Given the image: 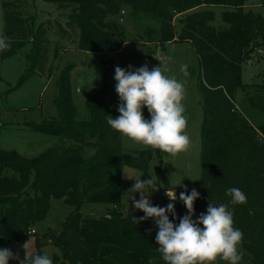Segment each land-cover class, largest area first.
<instances>
[{
  "label": "trees",
  "instance_id": "trees-1",
  "mask_svg": "<svg viewBox=\"0 0 264 264\" xmlns=\"http://www.w3.org/2000/svg\"><path fill=\"white\" fill-rule=\"evenodd\" d=\"M44 1L63 12L60 18L34 26L32 0H1L3 34L10 48L0 52V58L11 57L31 40L25 57L33 71L44 73L50 34L80 50L117 52L130 39L118 23L124 9L136 26L143 25L144 42L178 41L192 46L197 69L188 73L197 79L202 110L201 190L193 219L206 212L209 202L226 205L233 226L243 233L241 262L264 264V124L253 126L235 108V92L240 89L247 104L264 115V78L252 84L242 80L243 64L257 50L264 51L263 16L249 8L248 0ZM214 8L220 9L224 26L213 24ZM102 61L100 85L85 94V119L76 118L71 68H67L58 77L53 98L57 118L25 123L30 130L56 135L59 143L32 157L0 148V247L23 241L31 230L35 235L33 226L45 218L51 198L72 207L58 230L48 228L41 237L35 236L34 253L25 257L19 250L25 264L31 256L40 255V247L48 242L60 252L51 256L53 264H165L156 251L154 221L139 220L144 215L140 210H121L120 175L124 167L148 172L150 160H160L167 153L149 146L123 150L122 135L106 122L107 115H119L104 102L112 86L107 72L113 58ZM232 187L246 194L247 203H231L227 190ZM185 188L190 191L186 186L175 187L177 197ZM165 192L164 206L170 202ZM84 202L109 203L113 208L86 215L80 211ZM174 203L178 223L187 210L179 200Z\"/></svg>",
  "mask_w": 264,
  "mask_h": 264
},
{
  "label": "rangeland",
  "instance_id": "rangeland-1",
  "mask_svg": "<svg viewBox=\"0 0 264 264\" xmlns=\"http://www.w3.org/2000/svg\"><path fill=\"white\" fill-rule=\"evenodd\" d=\"M35 7L34 26L51 18H60L63 11L44 0H32ZM248 6L253 11L260 13L264 18V5L261 0H248ZM215 18L213 24L224 26L220 17V9L214 8ZM122 18L118 20L126 31L128 41L122 48L114 53H95L80 50L55 34L49 35L50 49L44 73L33 71L31 63L25 57L32 47V41H27L22 48L11 57L0 58V148L16 150L25 157H32L48 147L59 143V138L50 133L33 131L25 126L27 122H40L56 119L57 111L53 104V98L57 91V80L64 69H70V86L72 100L75 106L76 118L79 120L87 117L84 104L85 94L88 90L100 85L103 76L104 63L102 60L113 58L107 72V81L111 83V89L107 92L104 102L108 109L117 110L119 98L115 92L114 70L116 66L127 68L129 65L139 68L147 64L151 70L160 64L167 70L166 75L175 76L183 83L185 88V113L187 126L185 131L190 137V145L187 151L175 156L166 154L160 160H150L148 172H143L129 167H124L120 175V207L123 213L134 211L131 202V192L134 180L127 176L154 180L153 191L150 199L164 206L163 192L169 187L186 186L190 190L195 188L199 193L200 186V124L201 104L197 79L185 77L180 72V65L187 64L188 70L196 73L197 55L192 46L187 42H144L143 28L127 18V10L121 12ZM177 19V18H176ZM148 21L144 20V24ZM175 28L179 25L175 22ZM0 36L3 34V20L0 0ZM5 37V36H4ZM30 75L20 80L23 74ZM264 78V51L257 50L249 61L243 64L242 80L246 84L260 83ZM236 110L242 112L247 120L254 126L264 124V115L257 109L251 108L238 89L235 92ZM143 115L148 118L146 108ZM142 144L122 136V148L124 151H134L146 148ZM158 166V171L156 167ZM139 199V194H133ZM113 208L112 204L103 202H84L80 211L86 215L102 214ZM72 207L64 204L61 199L51 198L50 207L45 218L33 226L36 234L29 232L23 241L0 248L10 249L15 259H10L9 264H25L19 256V250L28 257L37 250L35 236L41 237L49 229L54 231L60 228V224ZM41 254L50 258L54 253L59 254V249L50 242L40 247ZM215 264H226L219 260ZM241 264H249L241 262Z\"/></svg>",
  "mask_w": 264,
  "mask_h": 264
},
{
  "label": "clouds",
  "instance_id": "clouds-1",
  "mask_svg": "<svg viewBox=\"0 0 264 264\" xmlns=\"http://www.w3.org/2000/svg\"><path fill=\"white\" fill-rule=\"evenodd\" d=\"M9 48L7 38L0 36V52ZM187 68V64L180 65V72L185 77L189 75ZM166 71L161 64L151 70L147 64L139 68L116 66L114 80L120 102L119 115H107L106 122L111 129L136 143L175 156L187 151L190 145V137L185 131V88L175 76L166 75ZM145 108L148 118L143 115ZM141 176L126 175L135 181L128 192L132 194L134 209L144 213L139 220L151 218L154 221L158 229L156 251L165 264H215L217 258L226 264H241L243 233L233 226V215L226 205L209 202L206 212L194 220V202L200 196L195 188L190 191L185 188L177 197L176 186H171L165 192L170 202L166 206L154 205L150 199L157 189L153 187L154 180L149 176L141 180ZM136 193L139 199L133 195ZM227 195L233 205L247 203L246 194L237 187L228 189ZM177 200L183 203L187 212L175 223L174 202ZM135 219L133 217V221ZM15 258L10 249L0 248V264H9V260ZM26 264H53V261L48 255L40 254L31 256Z\"/></svg>",
  "mask_w": 264,
  "mask_h": 264
},
{
  "label": "built area",
  "instance_id": "built-area-1",
  "mask_svg": "<svg viewBox=\"0 0 264 264\" xmlns=\"http://www.w3.org/2000/svg\"><path fill=\"white\" fill-rule=\"evenodd\" d=\"M31 232H33V230H31Z\"/></svg>",
  "mask_w": 264,
  "mask_h": 264
}]
</instances>
